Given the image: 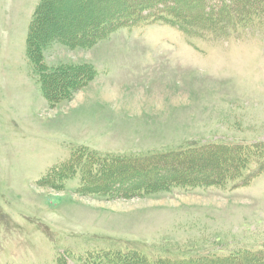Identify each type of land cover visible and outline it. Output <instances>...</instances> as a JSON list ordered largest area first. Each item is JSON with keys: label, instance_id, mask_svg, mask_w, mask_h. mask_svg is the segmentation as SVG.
Listing matches in <instances>:
<instances>
[{"label": "rangeland", "instance_id": "rangeland-1", "mask_svg": "<svg viewBox=\"0 0 264 264\" xmlns=\"http://www.w3.org/2000/svg\"><path fill=\"white\" fill-rule=\"evenodd\" d=\"M192 1L0 0V264H264V0Z\"/></svg>", "mask_w": 264, "mask_h": 264}, {"label": "trees", "instance_id": "trees-1", "mask_svg": "<svg viewBox=\"0 0 264 264\" xmlns=\"http://www.w3.org/2000/svg\"><path fill=\"white\" fill-rule=\"evenodd\" d=\"M146 2H140L137 5H143L140 6V8L137 10L138 14L136 16H139L141 14V11H150L152 12V17L154 19L159 18V19H166L165 13H172L171 11L165 10L166 8L171 9L170 5H167L166 3H175V0H145ZM176 2L179 4L177 5V10L175 11V14L177 18L179 19H185V15H184V10L187 8H191L193 10H205L206 6L200 5L199 3L197 5H195L193 3L192 0H176ZM200 2V1H198ZM175 6V5H174ZM180 6V7H179ZM184 7V8H183ZM208 8V7H207ZM162 10V11H161ZM204 12V11H203ZM210 12V11H209ZM211 13V12H210ZM161 15V16H160ZM210 16V15H209ZM207 17L206 20H208V24L209 23H213L212 22V17ZM115 17V16H114ZM123 20V19H122ZM120 20V21H122ZM128 20V19H127ZM127 20H125L124 22H127ZM128 25V24H126ZM215 169H207L209 170L210 176H212L213 178H206V179H201L198 178L199 176H209L207 174V172L205 174H195V175H190L189 179H191L192 182L195 183H205V184H209V185H217V186H225V185H229L230 182L232 181L230 179H225L226 177H234V176H238V181L236 184H246L248 183V181L246 179L241 178L242 175H246V169L242 172H239V169H237L235 166H231L229 168H225L226 171L225 172H221V174L219 173V169L216 168L215 166H213ZM190 172L191 171H198L199 169H197L196 167H187ZM150 169V168H149ZM156 170H152L149 171L147 174H153ZM238 173V174H237ZM222 176V177H221ZM159 178H157L154 181H157ZM242 179V180H239ZM204 181V182H203ZM242 182V183H239ZM194 183V184H195ZM139 184V183H138ZM137 184V185H138ZM145 185H151L152 183H144ZM135 185V186H137ZM124 255H126V261L127 263H131V264H146V259L143 256H139L136 253H125ZM208 256H204L202 257V261H204L205 259H209L210 257ZM155 261H163L161 264H193L194 261L198 262V264H203L201 261V258H196V259H191V260H185L181 257H160L159 259H154ZM122 264H126V263H122ZM147 264H152L151 262L147 261Z\"/></svg>", "mask_w": 264, "mask_h": 264}]
</instances>
